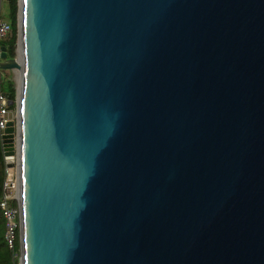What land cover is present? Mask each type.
<instances>
[{
	"label": "water",
	"instance_id": "95a60500",
	"mask_svg": "<svg viewBox=\"0 0 264 264\" xmlns=\"http://www.w3.org/2000/svg\"><path fill=\"white\" fill-rule=\"evenodd\" d=\"M19 264H264V0H18Z\"/></svg>",
	"mask_w": 264,
	"mask_h": 264
},
{
	"label": "built area",
	"instance_id": "2783aa9c",
	"mask_svg": "<svg viewBox=\"0 0 264 264\" xmlns=\"http://www.w3.org/2000/svg\"><path fill=\"white\" fill-rule=\"evenodd\" d=\"M11 34V26L0 19V45ZM9 105L4 92L0 91V138L11 121H16V109ZM4 155V152H3ZM5 170L0 199V211L4 219V241L13 258L20 259L21 253V208L17 156H4Z\"/></svg>",
	"mask_w": 264,
	"mask_h": 264
},
{
	"label": "trees",
	"instance_id": "16d2710c",
	"mask_svg": "<svg viewBox=\"0 0 264 264\" xmlns=\"http://www.w3.org/2000/svg\"><path fill=\"white\" fill-rule=\"evenodd\" d=\"M5 3L8 8L7 21L11 26V34L7 40L2 42V45L7 48V59L12 60L15 57L16 41H17V17H18V0H0V10L2 4ZM2 71L0 70V91L9 93L11 99L14 100L16 96L15 85L11 81H5L3 85ZM14 106L12 107V109ZM5 161L3 155V148L0 138V199L2 193V183L4 180ZM0 264H18V260L13 258L11 251L6 246L4 241V219L0 211Z\"/></svg>",
	"mask_w": 264,
	"mask_h": 264
},
{
	"label": "rangeland",
	"instance_id": "374dc122",
	"mask_svg": "<svg viewBox=\"0 0 264 264\" xmlns=\"http://www.w3.org/2000/svg\"><path fill=\"white\" fill-rule=\"evenodd\" d=\"M5 1V0H3ZM7 17H8V8L6 6L5 3L2 4L1 10H0V19L2 21H7ZM15 56H16V52H15ZM15 59V57L13 58ZM3 62V60H0V63ZM2 79H3V83L5 81H11L14 85H15V89L17 88V82H18V74L16 71L14 70H6V71H2ZM5 85V83L3 84Z\"/></svg>",
	"mask_w": 264,
	"mask_h": 264
}]
</instances>
